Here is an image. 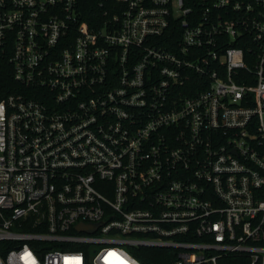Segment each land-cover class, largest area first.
<instances>
[{
  "label": "built area",
  "instance_id": "built-area-1",
  "mask_svg": "<svg viewBox=\"0 0 264 264\" xmlns=\"http://www.w3.org/2000/svg\"><path fill=\"white\" fill-rule=\"evenodd\" d=\"M264 264V0H0V264Z\"/></svg>",
  "mask_w": 264,
  "mask_h": 264
},
{
  "label": "trees",
  "instance_id": "trees-1",
  "mask_svg": "<svg viewBox=\"0 0 264 264\" xmlns=\"http://www.w3.org/2000/svg\"><path fill=\"white\" fill-rule=\"evenodd\" d=\"M136 256L145 264H172L174 251L161 248H146Z\"/></svg>",
  "mask_w": 264,
  "mask_h": 264
}]
</instances>
